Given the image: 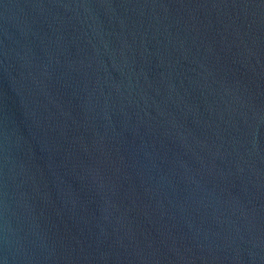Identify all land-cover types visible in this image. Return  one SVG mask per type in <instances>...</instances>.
<instances>
[{"label":"water","instance_id":"water-1","mask_svg":"<svg viewBox=\"0 0 264 264\" xmlns=\"http://www.w3.org/2000/svg\"><path fill=\"white\" fill-rule=\"evenodd\" d=\"M0 264H264V0H0Z\"/></svg>","mask_w":264,"mask_h":264}]
</instances>
